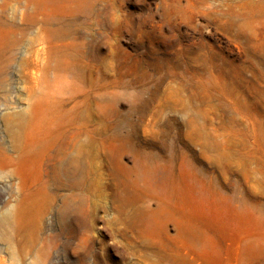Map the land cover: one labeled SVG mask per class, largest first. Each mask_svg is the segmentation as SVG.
I'll use <instances>...</instances> for the list:
<instances>
[{
    "label": "rangeland",
    "instance_id": "obj_1",
    "mask_svg": "<svg viewBox=\"0 0 264 264\" xmlns=\"http://www.w3.org/2000/svg\"><path fill=\"white\" fill-rule=\"evenodd\" d=\"M0 264H264V0H0Z\"/></svg>",
    "mask_w": 264,
    "mask_h": 264
},
{
    "label": "bare ground",
    "instance_id": "obj_2",
    "mask_svg": "<svg viewBox=\"0 0 264 264\" xmlns=\"http://www.w3.org/2000/svg\"><path fill=\"white\" fill-rule=\"evenodd\" d=\"M259 8H258V11L256 10V8H254L253 10H252V12H251V15H250V17L248 18V19H251V20H254L255 18H259L260 17V14H259ZM257 13H258V17H256L257 16ZM37 126V125H36ZM39 126V125H38ZM37 128V127H36ZM64 143V142H63ZM57 144V141H56V138H55V140L53 141V143L51 144L52 146L53 145H56ZM74 146H75V144H74ZM51 148V147H50ZM76 148V147H75ZM66 156V155H65ZM67 157H69V156H67ZM65 158V157H64ZM63 159V158H62ZM61 159V160H62ZM59 160V159H58ZM83 166V165H82ZM72 170V169H71ZM70 170V171H71ZM73 171V170H72ZM80 171V170H79ZM82 171V170H81ZM79 193V192H78ZM82 197H83V195H81ZM81 197V198H82ZM85 199V198H84Z\"/></svg>",
    "mask_w": 264,
    "mask_h": 264
}]
</instances>
